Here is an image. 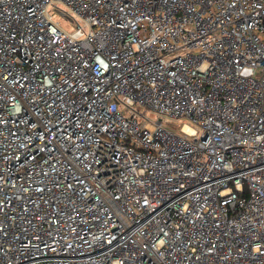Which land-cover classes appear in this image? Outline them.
Returning <instances> with one entry per match:
<instances>
[{
  "label": "built area",
  "instance_id": "obj_1",
  "mask_svg": "<svg viewBox=\"0 0 264 264\" xmlns=\"http://www.w3.org/2000/svg\"><path fill=\"white\" fill-rule=\"evenodd\" d=\"M0 264H264V0H0Z\"/></svg>",
  "mask_w": 264,
  "mask_h": 264
},
{
  "label": "rangeland",
  "instance_id": "obj_2",
  "mask_svg": "<svg viewBox=\"0 0 264 264\" xmlns=\"http://www.w3.org/2000/svg\"><path fill=\"white\" fill-rule=\"evenodd\" d=\"M51 12H52V16H53L54 21L58 22L59 25L64 30H66L69 33H73L76 31L75 25L68 18L64 17L63 15H61L57 11L53 10ZM142 111H144L147 115H149L153 121H156L158 119V117L156 115L151 114L148 111H145V108H143ZM180 124H181V121L178 123L174 122V123L170 124V127L173 128L175 131L182 133Z\"/></svg>",
  "mask_w": 264,
  "mask_h": 264
}]
</instances>
